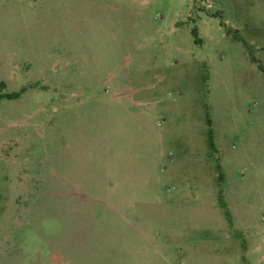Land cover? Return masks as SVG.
<instances>
[{
  "label": "rangeland",
  "instance_id": "rangeland-1",
  "mask_svg": "<svg viewBox=\"0 0 264 264\" xmlns=\"http://www.w3.org/2000/svg\"><path fill=\"white\" fill-rule=\"evenodd\" d=\"M0 83V264H264V0H0Z\"/></svg>",
  "mask_w": 264,
  "mask_h": 264
},
{
  "label": "trees",
  "instance_id": "trees-1",
  "mask_svg": "<svg viewBox=\"0 0 264 264\" xmlns=\"http://www.w3.org/2000/svg\"><path fill=\"white\" fill-rule=\"evenodd\" d=\"M193 35L195 37V42L198 44V34H197V30H193ZM5 88V84L4 83H0V98H9V99H12L16 96H18V94H4L2 91L3 89ZM210 145H211V148L214 149L215 148V144H214V141H213V137H212V132H210ZM221 178V176H220Z\"/></svg>",
  "mask_w": 264,
  "mask_h": 264
}]
</instances>
